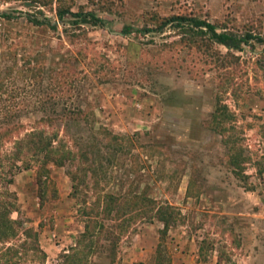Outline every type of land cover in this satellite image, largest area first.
I'll return each mask as SVG.
<instances>
[{
  "label": "rangeland",
  "instance_id": "1",
  "mask_svg": "<svg viewBox=\"0 0 264 264\" xmlns=\"http://www.w3.org/2000/svg\"><path fill=\"white\" fill-rule=\"evenodd\" d=\"M2 14L1 154L42 129L78 158L13 175L2 158L0 264H264V43L140 31L185 15L264 39V0H0ZM110 195L136 201L126 215L169 204L177 220L121 233ZM85 205L105 229L77 252Z\"/></svg>",
  "mask_w": 264,
  "mask_h": 264
},
{
  "label": "trees",
  "instance_id": "2",
  "mask_svg": "<svg viewBox=\"0 0 264 264\" xmlns=\"http://www.w3.org/2000/svg\"><path fill=\"white\" fill-rule=\"evenodd\" d=\"M71 15L75 17L78 21L76 23H90L94 26L101 25L103 23L102 19L97 17L92 12H71L68 9L58 10V17L61 19L65 15ZM0 17L10 19L9 14H2ZM36 26H46L49 29H54L55 26L51 24L48 20H30ZM174 25V27L179 28L184 33L198 34L201 36H206L208 40L215 42L219 45L240 49L242 44H249L250 41H255L257 43L263 44L264 39L260 36H256L247 33L243 36L229 32L227 30L219 31L217 26L209 21L200 19L194 16L185 15H175L168 18H164L155 24V28H144L141 32H161L167 26ZM132 31L130 26H126L121 30V33L128 34ZM117 139V137H115ZM78 155L70 148L66 147L65 140L63 138H58L57 134H49L47 131L42 129H35L34 131L27 134L24 138L16 140L14 142V147L11 153L7 155H2L0 150V167L3 166V157L11 161L12 168L10 166V173L13 175L15 172H19L21 169L27 170L35 167L46 174L48 171V166L64 167L66 163L75 164ZM15 169L14 172L12 169ZM80 174L78 171H70L69 177L72 181L73 192H77L78 183L77 179ZM7 184L12 183V176L6 180ZM7 193V192H6ZM142 204L148 206L152 203L151 200L142 198ZM134 199H127L126 197H113L112 195L107 196V205H117L119 208H123L122 211L116 213L118 218H122L120 226V232L127 230L133 220L136 217H140V220L152 221L157 219L162 222L163 229L161 230L162 235L167 233L168 228L175 223L177 220V213L174 208L169 204L160 205L155 209L154 207L149 208V210H140L137 215H126V211L136 205ZM1 206V204H0ZM118 208V209H119ZM80 214L85 218L84 231L80 234L78 239V247L75 249L77 252L83 247V243L92 238H97L101 233L104 232V224L97 222L95 216L91 213L92 208L89 206H84V208H79ZM106 211V209H105ZM104 211V212H105ZM106 215H109V212ZM13 222V221H11ZM98 223L100 224L98 226ZM97 224V226H96ZM31 233V230H25ZM81 252V251H80ZM73 264V261L70 262Z\"/></svg>",
  "mask_w": 264,
  "mask_h": 264
}]
</instances>
